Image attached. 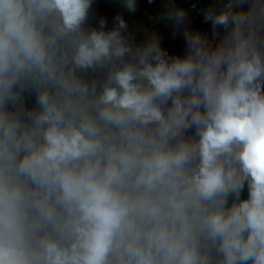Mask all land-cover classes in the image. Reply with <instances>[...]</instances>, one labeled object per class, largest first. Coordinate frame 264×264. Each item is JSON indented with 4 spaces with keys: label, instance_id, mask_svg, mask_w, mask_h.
Segmentation results:
<instances>
[{
    "label": "clouds",
    "instance_id": "9594fccd",
    "mask_svg": "<svg viewBox=\"0 0 264 264\" xmlns=\"http://www.w3.org/2000/svg\"><path fill=\"white\" fill-rule=\"evenodd\" d=\"M96 3L0 0V264H264V0Z\"/></svg>",
    "mask_w": 264,
    "mask_h": 264
},
{
    "label": "rangeland",
    "instance_id": "374dc122",
    "mask_svg": "<svg viewBox=\"0 0 264 264\" xmlns=\"http://www.w3.org/2000/svg\"><path fill=\"white\" fill-rule=\"evenodd\" d=\"M149 0H138L137 11L134 14L124 12L122 8L118 11L122 12L123 18L129 25L130 31L134 34L135 39L141 40L147 33H155L161 37L162 47L167 49L170 54H180L183 52V39L180 34L175 37L172 35V29L166 22L151 21L145 14L144 10ZM106 12L111 23V17L114 15L109 12V7L114 5L113 0H105Z\"/></svg>",
    "mask_w": 264,
    "mask_h": 264
},
{
    "label": "trees",
    "instance_id": "16d2710c",
    "mask_svg": "<svg viewBox=\"0 0 264 264\" xmlns=\"http://www.w3.org/2000/svg\"><path fill=\"white\" fill-rule=\"evenodd\" d=\"M114 1V5L109 7L108 11L112 12V14H116L118 10L121 8L119 4ZM168 2V0H153L152 3L147 4L144 10V14L154 22H166L161 17V10L165 6V4ZM177 5H182L184 8L188 9L190 12V22L193 27L199 28L204 31H210V25L205 24L202 22V16L199 14V9L207 8L209 4L212 2V0H175ZM195 5V8L193 9L191 6ZM97 14L99 15H105L107 16L106 12V3L105 0H97V3L95 5ZM244 195L246 196V190Z\"/></svg>",
    "mask_w": 264,
    "mask_h": 264
}]
</instances>
